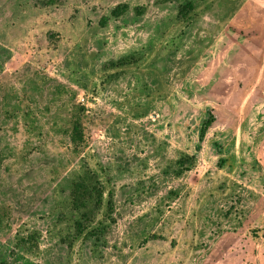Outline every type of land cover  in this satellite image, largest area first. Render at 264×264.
I'll list each match as a JSON object with an SVG mask.
<instances>
[{
    "label": "rangeland",
    "instance_id": "374dc122",
    "mask_svg": "<svg viewBox=\"0 0 264 264\" xmlns=\"http://www.w3.org/2000/svg\"><path fill=\"white\" fill-rule=\"evenodd\" d=\"M0 264H264V0H0Z\"/></svg>",
    "mask_w": 264,
    "mask_h": 264
},
{
    "label": "trees",
    "instance_id": "16d2710c",
    "mask_svg": "<svg viewBox=\"0 0 264 264\" xmlns=\"http://www.w3.org/2000/svg\"><path fill=\"white\" fill-rule=\"evenodd\" d=\"M46 4L52 5L57 2V0H45ZM193 3L191 1L187 2L182 6L181 14L186 15L187 12L192 9ZM130 10L129 4L122 3L117 5L112 11L111 16L120 17L127 13ZM134 11L138 15H143L146 11L145 6H137L134 8ZM112 65H114L112 63ZM86 108L80 104H76L72 102L71 104V113H70V125L67 130V134L70 138L71 143L74 145L75 150L79 151L85 143V129L83 125V115L85 113ZM210 121H207L201 130V137H204L207 129L210 127ZM193 157H185L181 158L179 164L182 169L188 170L186 165L191 162ZM191 164H189L190 166ZM104 189L99 181V178L96 173H94L91 169H85L84 172L78 175L72 182L71 191H70V209L73 213V220L75 225V231L77 235H82L89 228L90 224L93 222L95 218V214L97 210L100 209L103 200H104ZM112 196H110V200L108 202V217L111 218L112 213ZM106 229V228H101ZM99 229H92L89 231L90 235L95 237L98 236ZM37 239V234L31 233L26 237L21 238L17 241V247H23L27 244H34Z\"/></svg>",
    "mask_w": 264,
    "mask_h": 264
}]
</instances>
